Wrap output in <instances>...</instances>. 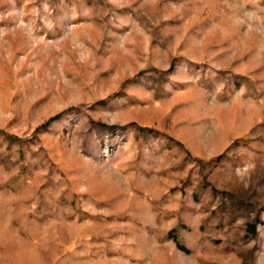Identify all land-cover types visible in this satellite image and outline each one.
Instances as JSON below:
<instances>
[{"label": "rangeland", "instance_id": "obj_1", "mask_svg": "<svg viewBox=\"0 0 264 264\" xmlns=\"http://www.w3.org/2000/svg\"><path fill=\"white\" fill-rule=\"evenodd\" d=\"M0 264H264V0H0Z\"/></svg>", "mask_w": 264, "mask_h": 264}]
</instances>
